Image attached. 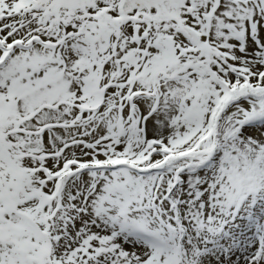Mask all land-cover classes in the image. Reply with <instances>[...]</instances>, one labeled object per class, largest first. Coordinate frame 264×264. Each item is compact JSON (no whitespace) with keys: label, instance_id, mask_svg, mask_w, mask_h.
I'll return each instance as SVG.
<instances>
[{"label":"snow or ice","instance_id":"1","mask_svg":"<svg viewBox=\"0 0 264 264\" xmlns=\"http://www.w3.org/2000/svg\"><path fill=\"white\" fill-rule=\"evenodd\" d=\"M0 264H264V0H0Z\"/></svg>","mask_w":264,"mask_h":264}]
</instances>
